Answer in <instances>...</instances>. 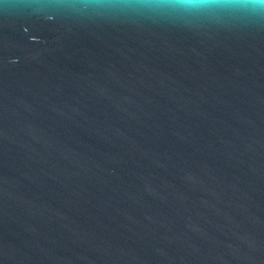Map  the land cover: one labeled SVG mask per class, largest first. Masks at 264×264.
<instances>
[{
	"label": "water",
	"instance_id": "water-1",
	"mask_svg": "<svg viewBox=\"0 0 264 264\" xmlns=\"http://www.w3.org/2000/svg\"><path fill=\"white\" fill-rule=\"evenodd\" d=\"M0 264H264V5L0 0Z\"/></svg>",
	"mask_w": 264,
	"mask_h": 264
},
{
	"label": "clouds",
	"instance_id": "clouds-1",
	"mask_svg": "<svg viewBox=\"0 0 264 264\" xmlns=\"http://www.w3.org/2000/svg\"><path fill=\"white\" fill-rule=\"evenodd\" d=\"M163 2H171L189 7H202L207 5L228 2V0H163ZM257 2L264 5V0H257Z\"/></svg>",
	"mask_w": 264,
	"mask_h": 264
}]
</instances>
